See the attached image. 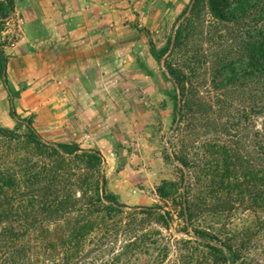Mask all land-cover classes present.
<instances>
[{
    "label": "trees",
    "instance_id": "1",
    "mask_svg": "<svg viewBox=\"0 0 264 264\" xmlns=\"http://www.w3.org/2000/svg\"><path fill=\"white\" fill-rule=\"evenodd\" d=\"M14 0H0V32ZM208 15L212 18H208ZM175 84L174 158L180 178L160 186L174 213L129 206L108 191L104 155L0 125V264H235L244 240L194 226L236 204H264V0H192L166 45ZM8 57L0 47V76ZM175 217L207 243L170 261ZM159 226V227H158ZM190 233L189 228L185 229ZM220 244V245H218Z\"/></svg>",
    "mask_w": 264,
    "mask_h": 264
},
{
    "label": "rangeland",
    "instance_id": "2",
    "mask_svg": "<svg viewBox=\"0 0 264 264\" xmlns=\"http://www.w3.org/2000/svg\"><path fill=\"white\" fill-rule=\"evenodd\" d=\"M191 2L125 0L118 17L110 15L102 61H73L64 68L57 66L58 60L40 58L43 54L28 42L25 17L15 3L0 32V47L8 57L7 78L0 76V125L20 135L33 131L51 143L99 150L105 158L107 189L121 202L160 205L174 213L173 202L159 188L178 180L183 169L172 146L177 139L175 84L164 60L152 54L150 42L164 47ZM234 207L229 213L198 218L194 226L210 229L222 240L228 241L230 233L235 242L244 240L235 264H264V204ZM191 229L175 217L173 227L164 231L170 261L180 256V249L188 251L187 240L196 248V261L213 260L206 245L216 241L201 240Z\"/></svg>",
    "mask_w": 264,
    "mask_h": 264
},
{
    "label": "crops",
    "instance_id": "3",
    "mask_svg": "<svg viewBox=\"0 0 264 264\" xmlns=\"http://www.w3.org/2000/svg\"><path fill=\"white\" fill-rule=\"evenodd\" d=\"M124 1L15 0V3L25 17L28 42L36 43L37 51L43 54L40 58L58 60L57 66L64 68L73 61L80 65L88 60L98 64L102 61V41L103 38L108 41L110 15L118 17Z\"/></svg>",
    "mask_w": 264,
    "mask_h": 264
}]
</instances>
